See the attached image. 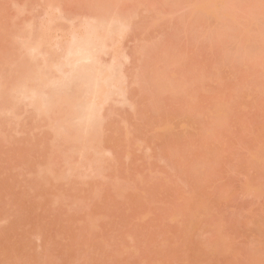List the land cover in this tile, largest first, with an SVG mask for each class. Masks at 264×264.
I'll use <instances>...</instances> for the list:
<instances>
[{"label": "rangeland", "instance_id": "374dc122", "mask_svg": "<svg viewBox=\"0 0 264 264\" xmlns=\"http://www.w3.org/2000/svg\"><path fill=\"white\" fill-rule=\"evenodd\" d=\"M226 1L206 0L196 7L195 0H0V65L5 66H0V82L12 69L22 71L24 65L29 72L33 63L45 62L41 56L25 62L31 54L22 43L50 17L51 2L61 9L54 11L56 24L66 26V34L74 28L88 32L90 39L77 35L73 42L81 39L79 52L81 46L88 53L95 46L90 53H98L99 59L94 55L87 62L64 65L72 73L68 78L62 64L55 68L48 60L40 68L51 66L58 76L50 71L54 80H42L47 89L41 81V86L34 83L48 93L39 98L48 110L57 106V99L64 103L67 97L62 96H70L73 111L66 113L67 99L69 108L61 113L65 104L60 102L53 124L64 133L69 124H76L73 133L79 125L86 130H78L82 134L95 129L97 149L103 153L98 158H105L100 173L94 170L98 165L91 171L92 166L81 163L85 156L81 161V152H72L73 134L61 131L59 137L49 124L50 114L40 119L37 107L25 99H20L24 106L19 105V116L1 111L0 264L256 262L259 254L254 251L260 242L264 245V0ZM226 9L231 14L223 17L229 26L209 14ZM97 15L101 21L96 24ZM88 19L93 22L83 27ZM94 26L103 27V34L109 31L117 45H110L107 32L109 45L97 44L91 36L98 31ZM56 48V54L51 48L49 53L60 51L57 58L64 48ZM97 66L114 70L109 82L99 84L110 88L105 95L99 92V98L101 87L93 76ZM51 92H56V101ZM79 96L89 102L85 105ZM87 120L92 125L83 127ZM73 165L85 168H72L71 173Z\"/></svg>", "mask_w": 264, "mask_h": 264}, {"label": "bare ground", "instance_id": "6f19581e", "mask_svg": "<svg viewBox=\"0 0 264 264\" xmlns=\"http://www.w3.org/2000/svg\"><path fill=\"white\" fill-rule=\"evenodd\" d=\"M195 1H197L194 5H196V7H198V6H201V4L200 3H202V5H206V3L204 2V1H206V0H195ZM198 1H201V2H198ZM226 1V0H225ZM229 1H231V0H229ZM227 2L228 1H226V2H224L223 4H224V6H226V4H227ZM51 5H50V17L48 16V17H46V18H48V19H46L45 20V22H40V26L37 24V23H35V25H38V26H35V27H37V29L36 30H34V27H33V29H31V28H29V29H31V30H34V31H29L27 34L28 35H26V37H27V41L26 42H24V43H22V45H23V47H27L26 48V51H27V55H29V54H31V56H26V58H27V60L25 61V62H27V63H30V61L32 60V63H33V61H34V59L33 58H35L36 57V59H37V57L38 56H41L42 57V60H45V62L46 63H48L49 64V62H48V60H50V64H52V66L54 65L55 66V68H56V65L55 64H57L58 65V63H60V64H62V65H60L61 67H63L64 68V70H66L65 72H67V70H69L68 68H65L67 65H68V67H69V64L71 65H74L75 63L77 64L79 61H81V60H84V62H87V61H85V60H89V58L90 57H93L95 54H98V53H93V56H91L92 54L90 53V52H92V50H93V48H95V46L93 47L92 46V44L93 43H91V46H92V50H90V52L88 53V49H85L86 51L84 52V51H82L83 50V48H84V46H81L82 44H83V40H84V44L86 43L85 42V38L82 40V44L80 45L81 47H83L82 49H81V51L79 52L78 51V48L76 47V44H77V46H78V41L80 40L81 41V39H79L77 42H73V38H74V40H76L75 39V36H77V35H79L80 37H88V32L87 31H85L84 33H82V31L80 30L79 31V29L76 31L75 30V28H74V26H73V28H74V31L75 32H73V29H71V27H70V29L72 30H70L69 31V29L68 30H66V31H69L67 34L64 32L65 31V29H67L66 28V26H65V29H64V27L62 28V26L59 24V22L56 24V20H58L59 18L57 17V15L54 13V11L56 12V10L58 11V14H59V9H60V7H58V5H55V4H53V2H51L50 3ZM229 6V5H228ZM57 7L59 8V9H57ZM230 7V6H229ZM105 8V7H104ZM200 8V7H199ZM61 10V9H60ZM105 10V9H104ZM194 10V9H193ZM109 11V10H108ZM230 10L228 9V11H227V9L225 10V11H209V14H212L213 16H215L216 15V17H219L218 19L220 20V19H222L221 21H222V23H223V25L224 26H227L225 23H227L228 21V19L226 20V18L227 17H223V16H225V14L226 15H230L231 13H228ZM195 13H196V11H194ZM49 13V12H48ZM57 13V12H56ZM104 13V12H103ZM106 14H102V16L101 17H103V15L104 16H106V15H108L107 14V11L105 12ZM109 13V12H108ZM228 13V14H227ZM209 14H208V16H209ZM192 15H194V13H192ZM191 15V16H192ZM196 15V14H195ZM212 15H210V16H212ZM60 16V15H59ZM99 15H97V19H96V24H97V22L99 23V18L98 17H100ZM232 16H233V14H232ZM105 19H106V17H104ZM104 18H101V19H103L104 20ZM223 18H225V20L223 19ZM61 19V18H60ZM87 19V18H86ZM94 20H95V18H93ZM92 19V20H93ZM113 19H114V17H113ZM117 19L119 20V17H117ZM120 19H121V17H120ZM217 19V18H216ZM91 20V22H93ZM101 21V20H100ZM123 21H125V19H123ZM225 21V22H224ZM85 22V21H84ZM91 22H90V19H88V20H86V22L85 23H83L84 24V26L83 27H85V26H88L89 27V25L91 24ZM262 22H264V20L262 21ZM121 23V22H120ZM34 24V23H33ZM33 24H30V25H33ZM95 24V23H94ZM93 24V25H94ZM116 24H118V23H116ZM125 24V22L124 23H122V25H124ZM60 25V26H59ZM101 25V24H100ZM102 25H104V24H102ZM34 26V25H33ZM92 26V25H91ZM228 26H229V22H228ZM69 27V26H68ZM95 27V26H94ZM117 27V26H116ZM122 27V26H121ZM121 27L119 26V29H120V34H121V31H124V30H121ZM124 27V26H123ZM77 28V27H76ZM92 28V27H91ZM115 28V27H114ZM81 29V28H80ZM97 29H98V31H97ZM99 29H100V31H99ZM105 30L103 27L102 28H96L95 27V30L97 31V32H93L94 34L93 35H91L92 37H95V38H97V44L99 43V45H103V47H107L109 44V42L107 41V36H105V33L107 32V31H105L104 32V34H103V32L101 33V30ZM261 29V28H260ZM260 29H259V31H260ZM88 30V29H87ZM94 29H93V31H95ZM107 30V29H106ZM114 30V29H113ZM116 30V29H115ZM114 30V31H115ZM219 30V29H218ZM217 29H216V31H218ZM89 31H91V29L89 30ZM113 31V32H114ZM118 31V30H117ZM215 31V32H216ZM60 32H64L65 33V35H62V34H59ZM70 32H72V33H70ZM109 32V31H108ZM108 32H107V34L106 35H108ZM262 32V31H261ZM23 33H24V31H23ZM90 33V32H89ZM115 33H117L116 31H115ZM91 34H92V31H91ZM123 34V33H122ZM212 34V33H211ZM215 34V33H214ZM217 34H219V31H218V33L216 32V34L215 35H217ZM30 35V36H29ZM114 35H116V34H114ZM220 35H221V33H220ZM121 36V35H120ZM120 36L117 38L118 40H120L119 38H120ZM30 37V38H29ZM110 37V39L111 40H113V41H111L110 40V45H111V43H112V45L111 46H113L115 43H117V40H115L114 41V37L112 38V35H108V38ZM218 37V36H217ZM29 38V39H28ZM58 38H61V39H64L62 42L63 43H61V39H58ZM89 39H90V37H88ZM210 38L211 39H213V36H210ZM219 38V37H218ZM78 39V38H77ZM92 39V38H91ZM29 41V42H28ZM94 41V40H93ZM92 41V42H93ZM100 41V42H99ZM28 42V43H27ZM73 42V43H72ZM91 42V41H90ZM108 42V43H107ZM115 42V43H114ZM119 42V41H118ZM75 43V44H74ZM88 43V42H87ZM94 43H95V41H94ZM102 43V44H101ZM108 45H107V44ZM62 44V45H61ZM25 45V46H24ZM94 45V44H93ZM99 45H97V46H99ZM115 45H117V44H115ZM114 45V46H115ZM90 46V47H91ZM111 46H109V47H111ZM58 49V50H60V47H63L64 49V51L62 50V56H60V57H57L56 58V56H59V55H61V53H60V51L59 52H57V53H59V54H57V55H52L51 53H49V48H53V49ZM59 47V48H58ZM89 46H87V48H88ZM108 47V48H109ZM77 48V49H76ZM113 48V47H112ZM111 48V49H112ZM115 48L116 47H114V49H113V51H115ZM48 49V50H47ZM52 49V50H53ZM80 49V48H79ZM96 49V48H95ZM94 49V50H95ZM100 49H102V48H100ZM99 49V50H100ZM105 49V48H104ZM103 49V50H104ZM117 49H118V47H117ZM226 49V48H225ZM99 50L97 49V51H95V52H99ZM102 50V51H103ZM109 50V49H108ZM108 50L106 49V51L108 52ZM54 51V53L56 54V50H53ZM106 51H103V52H105V54L107 53ZM110 51V50H109ZM117 51V50H116ZM223 51H227V53H228V50H223ZM50 52H51V50H50ZM103 52H102V55H104L103 54ZM239 52V51H238ZM245 52H247V51H245ZM53 53V54H54ZM224 53H226V52H224ZM235 53H237V51L235 52ZM101 54V53H100ZM249 54V53H248ZM102 55H100V59L102 58L101 56ZM225 55H227V54H225ZM224 54H223V56H224V59L226 58V57H228V56H225ZM229 55V54H228ZM52 56V57H51ZM98 56L99 55H95V59L96 58H98ZM222 56V57H223ZM29 57H31L32 59H30ZM51 57V58H50ZM25 58V59H26ZM50 58V59H49ZM57 60H56V59ZM59 58H61V59H59ZM29 59V60H28ZM47 59V60H46ZM51 59H52V61L54 60V62H52L51 61ZM64 59V62L65 63H67V64H65V63H61V60H63ZM92 59H94V57L92 58ZM99 59V58H98ZM114 59V58H113ZM56 60V61H55ZM91 60V59H90ZM221 60V59H220ZM94 61V60H93ZM24 62V63H25ZM45 62L43 63V64H40V66L42 67V65H45ZM58 62V63H57ZM83 62V61H82ZM83 62V63H84ZM97 60H96V65H98L97 64ZM100 62V61H99ZM221 62V61H220ZM83 63H81V64H83ZM93 63V62H92ZM80 64V63H79ZM81 64H80V66H81ZM94 64V65H95ZM64 65H65V67H64ZM71 65V66H72ZM83 65H85V64H83ZM108 65H110V63H108ZM108 65H102V66H105V67H107ZM0 66H3L2 64L0 65ZM31 66V65H30ZM29 66V67H30ZM36 66H38V63H37V65L36 64H32V68H34L33 69V71H32V68L30 69V71L28 72V70L29 69H27V71H25L26 69L25 68H27L26 66H21L22 67V71L20 70L21 68H15V70L17 71V73L18 74H16L15 72V70H11V74L12 73H14V74H12V76H10L11 74L9 73V78L10 79H8V77H7V79H5V81L3 80V81H1V82H4V83H2L1 84V82H0V96H3L4 97V101L2 100V97H0L1 99V102H0V107H1V109H0V113L1 114H3L2 112L3 111H6V113L8 114V115H5V116H9L10 114L9 113H11L12 112V115L13 116H15L16 115V113H17V116H19L18 115V111H20L21 109V107L22 106H24V104L22 103V101L20 100V99H25V101H27V102H29V104L28 105H32L34 108L35 107H37L36 109H35V111H37V116L39 115V118L40 119H42L41 117H44V118H48L47 117V115L49 116V114H50V119H52V118H54V120L56 119L55 117H58V116H56L57 114H60V112L58 113V109H59V111H61V107H60V105L61 106H63L62 104H65V107L63 106L62 107V111H61V113L62 112H64L63 110H65L66 111V108L68 109L69 107H67L68 106V104H69V106H70V108L72 107L71 105H72V103L70 104V102L69 101H71V100H69L70 98H68V97H70L69 95H68V93L65 91V90H60V92L62 91V93L63 92H66V94L68 95V96H62V98H65V97H67V98H65L67 101H68V104H67V106H66V103H67V101L65 102L64 101V103L62 102L63 101V99H62V101H60L59 99H57V101H59V103H60V105H58L59 103H57V102H53V103H57V106H58V108H57V106H56V104H54V105H52V107L53 106H55V107H51L50 105L48 106V108H49V110H50V112H49V110L48 109H46L47 108V106L46 105H48L47 103H45L46 105H44V102H42V100H40L39 98H40V95H41V97H42V93H46L45 91L44 92H42L41 93V91H43L42 89L43 88H40V87H37V86H39V84H40V81H41V84L42 83H44L45 81V79H50V78H54L55 76H58V74L56 75V71H55V69H53V71H52V69H49L51 66L50 65H47V66H50L49 68L48 67H46L47 69H48V71H49V73H48V71H47V69L46 68H44L45 66H43V68H40V66H38V68H36ZM76 66V65H75ZM77 66H79V65H77ZM4 67V69H5V66H3ZM3 67H0V69L1 68H3ZM24 67V68H23ZM60 67V68H61ZM91 67H92V65H91ZM99 67H100V63H99ZM111 67V66H110ZM112 67H114L113 65H112ZM111 67V68H112ZM40 68V69H39ZM63 68H61V69H63ZM84 67H81V70L83 69ZM86 68H87V66H86ZM89 68V67H88ZM96 68V67H95ZM107 68H109V67H107ZM23 69H24V71H23ZM37 69H39V70H37ZM46 69V70H45ZM59 69V67L57 66V70ZM60 69V70H61ZM75 69V67L72 69V71ZM77 69V68H76ZM80 69V68H79ZM90 69V68H89ZM102 69V70H101ZM101 69H99L98 70V66H97V69H96V72H90L91 74L93 73V76H95V82L98 84V86L99 87H101L100 85L101 84H104V82H109L110 81V78L112 77V72L111 71H114L115 70V67H114V70H109V72L110 73H108V70L105 68L104 70H103V68H101ZM113 69V68H112ZM44 72H43V71ZM59 70V73L61 74V72L63 71H60ZM88 70V69H87ZM91 71H92V69H90ZM13 71V72H12ZM15 71V72H14ZM34 71H35V73H34ZM41 71V72H40ZM45 71H46V73H45ZM50 71H52V73L54 72L55 73V75H54V77H52V74L50 73ZM71 71V72H72ZM107 73H106V72ZM22 72V74L20 75V73ZM33 72V73H32ZM58 72V71H57ZM75 72H79V71H75ZM82 72V71H81ZM81 72L80 73H78V74H81ZM28 74V75H25V74ZM30 73V74H29ZM31 73H32V75H31ZM53 73V74H54ZM62 73H64V72H62ZM67 73H69V72H67ZM115 73V72H114ZM72 74V73H71ZM70 73L69 74H67L66 75V77L69 75H71ZM90 74V75H91ZM3 74L2 73H0V77H3L2 76ZM25 75V76H24ZM65 75V74H64ZM64 75H62L61 74V76H63L64 77ZM118 75V74H117ZM117 75H116V77H117ZM28 76V77H27ZM68 76V77H69ZM13 77V78H12ZM65 77V79H67ZM92 78V77H91ZM91 78H90V80L89 81H91ZM113 78H114V75H113ZM119 78V77H118ZM48 79V80H49ZM115 79V78H114ZM117 79V78H116ZM115 79V80H116ZM15 80V81H14ZM44 82H43V81ZM54 80V79H53ZM59 80V79H58ZM113 80V79H112ZM114 80V81H115ZM118 80H121V77L118 79ZM10 81V82H9ZM60 81H63V80H60ZM60 81H57L58 83L60 82ZM92 81H93V79H92ZM91 81V82H92ZM124 81V80H123ZM136 81H139V80H136ZM37 84V86H36V84ZM39 82V83H38ZM48 82V81H47ZM50 83L52 82V81H49ZM54 82H56V81H54ZM95 82H94V87H95ZM113 82V81H112ZM111 82V83H112ZM120 82V81H119ZM6 83V84H5ZM8 83V84H7ZM33 83V84H32ZM57 83V84H58ZM101 83V84H100ZM118 83V82H117ZM122 83V82H121ZM120 83V84H121ZM139 83H140V81H139ZM4 84V85H3ZM41 84H40V86H41ZM60 84H62V83H60ZM60 84H59V86H60ZM89 84H91L90 82H89ZM100 84V85H99ZM109 84V83H108ZM120 84H118V85H120ZM123 84V83H122ZM3 85V86H2ZM31 85H32V87H35V88H31ZM45 85V83L44 84H42V87H46V86H44ZM54 86V84H49V86ZM105 85H106V83H105ZM57 86V85H56ZM55 86V87H56ZM90 86H92V85H90ZM102 86H104V85H102ZM111 86H114L113 84L111 85ZM48 87V86H47ZM47 87H46V89H47ZM106 87V86H105ZM101 87V89L99 90V91H97V93H96V95H98V96H96L97 98H99V96L101 95V94H103V95H105V94H107L106 93V90H108V92H109V90H110V88H108V87ZM116 87H117V85L115 86V89H116ZM119 87H121V86H119ZM163 87V86H162ZM49 88H51V87H49ZM48 88V89H49ZM53 88V87H52ZM113 87H111V89H112ZM118 88V87H117ZM161 88V87H160ZM45 89V88H44ZM95 89V88H94ZM99 89V88H98ZM121 89H123V88H121ZM159 89V88H158ZM157 89V90H158ZM165 89V88H164ZM168 89V88H167ZM53 89H51V90H48V91H52ZM96 90H97V88H96ZM3 91H5V92H3ZM47 91V92H48ZM53 91H55V88H54V90ZM52 91V92H53ZM58 91V93H57V95L59 94V90H57ZM56 91V92H57ZM113 91V90H112ZM111 91V92H112ZM123 91V90H122ZM122 91H119V92H122ZM158 91H161L162 92V90L160 89V90H158ZM169 91H171V90H169ZM2 92V93H1ZM12 92H14V93H12ZM51 92V94L50 95H52L53 94V98H55L56 96H55V94H56V92H55V94L54 93H52ZM96 92V91H95ZM100 92V93H99ZM114 92H115V90H114ZM118 92V91H117ZM165 92V91H164ZM6 93H7V96H6ZM50 93V92H49ZM100 95H99V94ZM116 93V92H115ZM48 94V93H47ZM47 94H45V96H47ZM61 94V93H60ZM95 94V93H94ZM117 94V93H116ZM118 94H120V93H118ZM63 95V94H62ZM71 96H72V100H74L75 101V98L73 99V97H74V95H72V94H70ZM44 96V95H43ZM44 96V97H45ZM102 96V95H101ZM11 97V98H10ZM48 97V96H47ZM92 96H90V98H91ZM105 97H107V95L105 96ZM109 97H111V94H109ZM51 98H52V96H51ZM58 98H60V97H58ZM89 98V99H90ZM96 98V99H97ZM49 99V98H48ZM79 99H82V97L81 96H79V98H78V100ZM85 98H83L82 99V102H83V100H84ZM95 99V100H96ZM21 101V103L22 104H20V101ZM44 100V99H43ZM46 100V99H45ZM53 99H51V100H49V101H52ZM88 100V99H87ZM92 100H93V97H92ZM92 100H90V101H92ZM103 100H104V98H103ZM2 101L3 102H5L4 104L2 103ZM54 101H56V98H55V100ZM73 101V103H75V104H73V105H76V101L74 102ZM84 101H86V99L84 100ZM102 101V100H101ZM27 102H26V106H27ZM72 102V101H71ZM88 102H89V100H88ZM87 101L85 102V105H86V103H88ZM106 102V101H105ZM78 103H81V101L80 102H78ZM90 103H93L94 104V100H93V102H90ZM101 103V102H100ZM2 104V105H1ZM50 104V103H49ZM92 104V105H93ZM102 104V103H101ZM101 104H99V106L101 105ZM21 107H20V106ZM44 105V106H43ZM90 105V104H89ZM91 105V106H92ZM97 105H98V103H97ZM104 105V104H103ZM18 106V107H17ZM45 106H46V108H45ZM77 106V105H76ZM102 106V105H101ZM51 107V108H50ZM85 107L86 106H84V109H85ZM89 108H88V110H90L91 111V109H92V107H90V106H88ZM103 107V106H102ZM23 108V107H22ZM56 110H55V109ZM65 108V109H64ZM69 108V111H67L66 113H68V112H70V110H71V112L73 111L72 110V108L70 109ZM73 108H74V106H73ZM76 108V107H75ZM74 108V110H75V114H80L79 113V111H78V113H76L77 111V109H75ZM87 108V107H86ZM18 109V110H17ZM38 109V110H37ZM51 109H53V110H51ZM49 112H47V111ZM55 110V111H54ZM97 110V109H96ZM2 111V112H1ZM7 111H9V112H7ZM13 111H15V115H14V112ZM54 111V112H53ZM95 111V110H94ZM45 112H47V114L45 113ZM96 112V111H95ZM94 112V113H95ZM5 113V112H4ZM5 113V114H6ZM35 113V112H34ZM33 113V114H34ZM52 113H55V116H54V114H52ZM87 112H85L84 113V115L86 114ZM90 112H88V114H89ZM93 113V112H92ZM45 114V115H44ZM68 114H70V113H68ZM71 114H74V112L73 113H71ZM74 114V115H75ZM87 114V115H88ZM97 112H96V114H92V115H95V116H97ZM12 115H10L11 117H12ZM35 115V114H34ZM80 115H82L83 116V114H82V112H81V114ZM9 116V117H10ZM36 115H35V117L34 118H36L37 117ZM54 116V117H53ZM91 116V115H90ZM89 115H88V117H86L87 119L90 117ZM52 117V118H51ZM60 117V116H59ZM76 117V116H75ZM77 117H78V119H79V116L77 115ZM76 117V118H77ZM81 117V116H80ZM6 118V117H5ZM85 118V119H86ZM91 118H92V116H91ZM191 118V117H190ZM93 119H94V117H93ZM35 121L37 120V119H34ZM53 119H52V122L51 123H49L50 125H53V126H55L54 124H56L57 122H58V119H57V122L55 123V121H54ZM70 120V119H69ZM82 120H84V119H82ZM92 120V119H91ZM53 121H54V124H53ZM76 121H77V119H76ZM76 121L74 122V124L76 123ZM95 121V120H94ZM191 121V120H190ZM72 121H70V123H71ZM72 122V123H73ZM78 122V121H77ZM80 122V121H79ZM78 122V123H79ZM82 122V121H81ZM91 122H93V120L91 121ZM90 122V123H91ZM69 123V122H68ZM84 123H86L85 121H84ZM83 123V124H84ZM90 123H89V121L87 120V123L86 124H88V125H86V124H84L83 125V127L85 126V127H87V126H89L90 125ZM94 123V122H93ZM48 124V125H49ZM67 124V123H66ZM91 125H92V123H91ZM90 125V126H91ZM0 126H2V125H0ZM72 124L70 125L69 124V126L67 127L68 128V130L69 131H66V130H64L65 131V133L64 134H69V136L71 135L72 136V134H73V138L71 137V139L69 140V141H71V140H73V143H72V141L70 142V144L72 143L73 145H71V147L72 146H74V144H75V147H72L71 149H72V152L74 151V153L75 152H81V161H83V157H82V154H83V156H85V158H84V161L86 162H81L82 164L84 163L85 165H87L88 166V168H90L91 166V171L97 166V169L95 168L94 170L96 171V172H98V173H100L101 171H100V169L102 168V164H104V163H102L103 161L102 160H104L105 158H103V157H101L102 155H103V153L101 152L100 153V151L97 149V148H99L98 147V145H97V142H98V138H97V134H98V131H89L90 129L92 130V128H87V132H85L84 133V131H86L85 130V128H83V129H81L82 127H80V128H78L79 126H78V124H77V126L78 127H76V128H78L77 130H76V128L74 129L75 130V132L73 133L72 131H73V129H72V127H74V126H76V124L75 125H73L72 127ZM49 127H52V126H49ZM65 127V126H64ZM94 128L96 127L95 125L93 126ZM54 129L56 128H58V125L57 126H55V127H53ZM52 128V129H53ZM1 129V128H0ZM54 129H53V132L54 133H56V134H58V136L59 137H61L60 135L62 134V132L60 131L59 132V128L56 130V131H54ZM65 129V128H64ZM72 129V130H71ZM84 130L83 131V134L81 133L82 131H78V130ZM97 129V128H96ZM89 131V132H88ZM93 132L94 133H96V135L95 134H93ZM60 133V134H59ZM55 134V135H56ZM63 134V135H64ZM58 136H56V137H58ZM58 139V138H57ZM78 150V151H77ZM99 151V152H98ZM85 153V154H84ZM99 153V154H98ZM80 154V153H79ZM97 155V156H96ZM98 155H101V156H99V158H98ZM104 156H105V154H104ZM86 157H87V160H86ZM101 157V158H100ZM96 158V159H95ZM87 161H91V163H89V162H87ZM105 161V160H104ZM80 162V161H79ZM78 162V163H79ZM81 163H79V164H81ZM69 164H71L72 165V163H69ZM81 164V165H82ZM89 164H90V166H89ZM101 164V165H100ZM84 165V166H85ZM96 165V166H95ZM70 166V165H69ZM75 166H78L77 164L75 165ZM80 166V165H79ZM84 166H81L80 168H83ZM86 166V167H87ZM93 166H95L94 168H93ZM100 166H101V168H100ZM72 168L75 170L76 169V167H74V165L72 166V167H70L68 170H70V172L72 173ZM80 168H78V169H80ZM85 168V167H84ZM78 169H76L75 171H78ZM48 170V169H47ZM43 171L42 170V172H41V174H44L45 172H49V171ZM49 170H51V169H49ZM73 170V171H74ZM88 170V169H87ZM94 171V172H95ZM100 171V172H99ZM40 172H39V175H40ZM44 172V173H43ZM54 173V172H53ZM77 172H75L74 173V175L76 174ZM44 183H46V182H44ZM71 183V182H70ZM59 197V196H58ZM58 199V198H57ZM7 221V220H6ZM8 222V221H7ZM193 226V225H192ZM264 231V229H262V231H261V229H260V236L261 235H263L264 236V233H262ZM263 236H261V238H263L264 239V237ZM260 244H261V246H260ZM260 244L259 245H257V247L256 248H259L258 246H260V248H259V250L257 249H255V255H258L259 256V258H257L258 256H256V258H257V260H256V258H255V263L254 264H257V261H259L258 262V264H264V262H262V261H264V255L262 256V254H264V253H261L263 250H260V249H263L264 248V245H262V242H260ZM262 247V248H261ZM4 249H5V247H4ZM7 249V248H6ZM258 251L260 252V253H258ZM257 252V253H256ZM264 252V251H263ZM261 254V255H260ZM262 257V258H261ZM260 259V260H259ZM252 263V264H253Z\"/></svg>", "mask_w": 264, "mask_h": 264}]
</instances>
